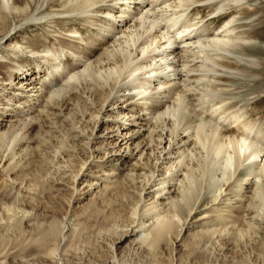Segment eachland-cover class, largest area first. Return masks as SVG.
Returning <instances> with one entry per match:
<instances>
[{
	"label": "bare ground",
	"instance_id": "bare-ground-1",
	"mask_svg": "<svg viewBox=\"0 0 264 264\" xmlns=\"http://www.w3.org/2000/svg\"><path fill=\"white\" fill-rule=\"evenodd\" d=\"M214 1L0 0V47L6 48L4 56L0 52L5 69L0 78V171L20 186L24 182V194L32 200L16 207L5 194L0 201L2 211L15 208L28 213L39 204H51L52 185L58 181L75 188L80 181L91 187L93 180H101L98 193L76 213L74 224H69L73 227L69 233H63L60 211L37 213L25 222L14 218L2 225L0 264H69L80 244L96 248L100 242L108 255L95 264H125L124 254L135 251L136 246L151 258V264H162L163 251L172 241L184 243L179 236L189 229V222L207 218V206L213 207L218 195L208 200L203 198L204 192L217 187L222 179L227 183L223 190L229 193L226 199L223 196L225 205L210 211L217 216L190 233V241L200 238L199 234L212 237L228 225H240L232 210L237 209L236 204L243 208V194L252 190V177L257 174L263 182L255 186L248 201L251 207L263 209L262 126L242 120V108H224L228 101L217 98L214 88L203 89L197 99L201 113L189 111L187 100L195 96L190 88L194 86L186 88L183 77H193L191 83L195 84L211 76L220 90H227L222 83L233 85L235 79L222 73L252 75L257 61L250 54L253 50L264 59V40L255 45L244 32L235 31L257 10L246 0H218L208 16H227L208 34L202 28L203 17L189 16L193 5ZM66 21L90 29V35L84 40L74 24L54 30ZM38 26L66 40L68 48L61 42L49 45L44 38L27 40L26 35ZM16 35L20 41L14 39ZM94 41L103 48H95ZM78 43L86 48L77 47ZM196 59L202 65L191 69L190 63ZM259 64L262 73L264 63ZM53 80L64 84V89H52ZM67 87L71 90L66 91ZM114 92H121L117 104L112 103ZM166 97L173 99L172 105H166ZM143 110L150 111L155 122L165 121V114L174 118L169 134L149 120L145 121L146 133L140 134L144 125L138 120L144 119L135 114ZM31 111L36 113L32 119L51 116L54 122L45 120L47 125L41 123L38 128L30 121L20 120L22 126L16 127L11 123L17 113ZM114 132L121 138L119 143L110 138ZM99 139L98 147L107 148L102 153L93 147ZM105 156L111 165L105 166ZM91 157L98 161H89ZM42 158H49L48 169L40 164ZM130 159L134 161L127 174L114 175L113 163ZM158 168L160 178L156 179ZM152 187L155 189L144 194ZM170 193L169 198H162ZM256 198L263 201L257 204ZM142 200L146 202L139 206ZM67 204L60 203V209L69 206V201ZM232 256L229 264L245 261L240 254ZM256 256L264 264V252L259 250ZM235 258L238 261L233 263Z\"/></svg>",
	"mask_w": 264,
	"mask_h": 264
},
{
	"label": "rangeland",
	"instance_id": "rangeland-1",
	"mask_svg": "<svg viewBox=\"0 0 264 264\" xmlns=\"http://www.w3.org/2000/svg\"><path fill=\"white\" fill-rule=\"evenodd\" d=\"M217 2H218V0L212 2L208 5H204L206 2L205 3H197V4L193 5V7H192L193 9L191 8L192 10L189 13V16L194 17V16L199 14L201 17H203L202 18L203 20L205 19L204 24H203L204 26H202V28L205 27L204 31L207 34L210 33L208 31L210 28L212 29V28H215L218 25H220L223 22L224 18L227 16V14H225V15L219 14V15L213 16V17L208 16V13L213 9V6ZM246 3L250 4L251 7L255 8L257 10L253 14V16H251V19L248 22L244 23L245 26L240 27V28L238 27L237 30H235V31L238 33L244 32L245 35L252 38L253 44L256 45L259 40H264V0H246ZM60 24L58 25L59 28L54 27V30L56 29L55 31L66 30L67 28L71 27V25L74 24L76 27H78V30L81 32L82 38L84 40L87 39L86 37L89 36L90 32H91L90 29L85 28L82 25H80L74 21H66V22L60 23ZM240 25H243V23L240 22ZM23 35L24 34H22V36ZM18 36L19 35L14 36V39L20 41L19 40L20 37H18ZM31 38L36 39L37 41L38 40L40 41V40H42V38H44L45 40H43V42L44 41H45V43L48 42L49 45L56 44L57 42H61L64 45V47H67V48L69 45V44H67L66 40H62L59 37L56 38L54 36V34L47 33L46 30L42 29L40 26L36 27L34 33H32L30 35L28 33L26 35L27 40H29V39L31 40ZM94 43H95V48H101L102 47L101 45H100L101 47L98 46L99 45L98 41H96V42L94 41ZM82 44L83 43H81V44L78 43L77 47H79V48L84 47V49H85L86 47L84 46V44L83 45ZM92 47L93 46H91V45L89 46V48H92ZM41 49H42L41 47H38L37 50H41ZM0 50H1L0 51L1 54L4 56L5 50H6L5 46L0 47ZM72 50H74V49H72ZM252 52L251 53L249 52V53L254 57L253 58L254 60H257V61H255L256 65L254 66L255 69L253 68L254 72L252 71L253 72L252 75L251 74H249L247 76L245 75L246 76L245 77L241 72H240L241 73L240 74L239 72L235 73V71L222 73L223 76L234 77L233 79H235V83L233 85H231L229 83H222L223 85L228 86L227 90H220L218 83L216 81H214L213 78H211V76H209L210 78L208 76H206L205 78H201L195 84L191 83L193 81V80H191V79H193V77L192 78L191 77H188V78L183 77L184 82L186 83V81H187V83H188V84H186V88L190 87V86H194V87H190L192 90V93H195V96L193 95L194 99L192 98L190 100H187L188 105H189V111L193 110L192 112H194L196 114L201 113V109L196 104L197 99L200 97V94L204 91L203 89L214 88V89H216V92L218 93V94H216L217 98H222V99H225L226 101H228V103L225 105L224 108H227V107L229 108L232 106H236V108H239V109L242 108L243 111L245 112L244 116L242 117V120H252L255 122V125H257V126L261 125L262 129L264 130V71L262 73L260 71H258L261 68V65L259 63H261V62L264 63V59L263 60L261 59V57H263V56H261V53H257L254 50ZM66 53L68 55V52H66ZM67 58H68L67 64H70V62H71V60L69 59L70 57H67ZM196 61H195L196 63H194V62L190 63L191 69L192 68L195 69V66L198 67L199 65H202V61L200 59H196ZM4 71H5V69L3 68V62L1 61L0 62V78L4 77V74H3ZM188 81H190V82H188ZM56 82L57 81H54V80L51 82V88L56 89V90H58V89L63 90L64 84H62V83L59 84V82H57L58 83L57 84ZM58 85H60L61 87ZM69 89L70 88L67 87L66 91ZM120 89L121 88H119V90ZM120 95H121V92H116V93L114 92L111 94V99L113 98V100H112L113 104H115V103L117 104L116 100L118 99V97ZM21 96H23V95H21ZM85 97H86V95H85ZM137 98H140V97L138 96V97H136V99ZM91 99H93V97ZM89 100H90V98H89ZM163 100L168 102V103H166V105H169V104L172 105L171 101L173 102V99L171 97H166ZM113 104H112V106H113ZM232 109H233V107H232ZM87 113L88 112H86V115H87ZM150 113H151L150 111L143 110L142 112H139V113L137 112V114H135L136 117H137V115H139L140 119L141 118L144 119V120H138V123L140 125H144L143 127H140V125H138V127H140V129H141L140 134H142V132H144V130H147V126H145V123H146L145 121L149 120L152 123V125H153V121L155 122V117H153V114L152 113L150 114ZM141 115H142V117H141ZM15 116L16 117L11 118V123H14L15 127L16 126H22L23 121H26V122L30 121V123L32 125H36L37 128H38V125H40L41 123L45 124L44 123L45 120L48 122H54L51 116H50L51 119L49 117H46L42 120H38L36 118L37 121L35 119H32V117H36V113L33 111H31L28 115L20 114V116H19V114L17 113ZM163 117H164L165 121L164 120L161 122L157 121V122H155L156 123L155 126L156 125H158V127L163 126V132L162 133L165 134V132L167 131V134H169L168 130H170L172 128V124L174 123V118H172L170 115H166V114ZM20 120H23V121L21 122ZM104 120L110 121L109 118H104ZM39 121H41V122H39ZM84 121H85V118L82 117V119H81L82 125H83V123L85 124ZM6 125H8V122ZM45 125H47V124H45ZM45 125H44V127L46 128L47 126H45ZM79 125H80V123H79ZM55 127L57 128V125H53V129ZM157 130H159V128ZM76 131H74V132H76ZM96 131H97V129H96ZM144 133H146V131ZM111 135H114V137H110L112 139V141L113 142L117 141V143H119L121 138L118 137V133L114 132ZM163 136L165 137V135H163ZM99 142H100V139L96 140L95 143L93 144V147L94 148L98 147ZM122 143H124V142H121L120 144H122ZM260 143H262V142H258V145ZM254 144H257V143H254ZM99 147L97 148V149H99L98 153H102L104 150L107 149L103 145H101ZM49 153H50V156L53 155V153H51V152H49ZM91 158L89 161H94V162L98 161V159H96L94 157H91ZM104 160H106L105 166L111 165L110 162H107L109 160V159L107 160V156L104 157ZM133 161L134 160H132V159L124 160V162L119 160L116 163H113V166H114L113 168L115 169L114 175L125 176L127 174L128 170L130 169L129 164L133 163ZM140 162H142V161H140ZM40 164L43 165L42 167L44 169H46V168L48 169V166H50L49 158H47V159L42 158L40 161ZM258 166H260V165H258ZM158 170H160V169L159 168L155 169L156 172L154 174V178H156V179L160 178L158 176L160 174V172ZM240 170H241V168L236 169L235 175L229 180L230 184L232 183L233 179L235 178V176L237 175V173ZM4 175H5V173L3 174V172L0 171V201L4 197L5 194L9 195V197L13 198L14 204L16 207L19 206L23 201H32L27 195L24 194V187H23L24 182L20 186V185H18L19 181H14V180L12 181L9 179V177H6ZM66 175H68V174H66ZM97 175H99V174H97ZM255 176L252 177V186H253L252 190L248 189V191L246 190V192H244V194H243V196H244V198H243L244 200L242 201L244 203L242 206L243 208H241V207L239 208V204H236L234 206H236L237 209L232 210V211H234L235 216L237 214L239 216L240 220L238 221V223L240 225L244 224L242 227L240 225H238V223L235 224V226L238 225V226H236L237 228L232 226V225H228L227 229L221 231V234H215L212 237H210L208 235H204V234H199L200 238L192 239V241H190L191 240L189 238V236L191 235L190 233L195 232L196 230H199V228H200L199 225L204 224L205 221L213 222L214 218L217 216V212H212L213 214H211L210 211L214 207L215 208L213 210L218 211V209L221 206L223 207L225 205L224 203H226V201L223 200V196H224V199H226L227 197H229L228 196L229 193H228V189L226 191L223 190L225 187H227V183L225 184L224 179H222L219 182L220 185L218 183L217 187L213 188L211 191L207 190L204 192L203 198H206L208 200L212 199L214 196L218 195V198H217L215 205L213 207H210L211 204H208V206H207L208 207L207 211L209 210L207 213V218L205 220H201V221H197V220L192 219V221H190L191 223L189 222V227H188L189 229H186V231L183 230L179 236L182 239L181 241L184 240V243L180 242L179 240L176 242L172 241V243L169 245V247H167L163 251L162 258H161L162 264H221V263L222 264H226V263L229 264L230 263L229 261H231V259L234 256V255L232 256V254H234V253H237V254H240L241 256H243L244 260H245L244 261L245 264H262L260 258H258L256 256V252H259V250L264 252V245L260 244V243L264 244V206H263V209H262V206L260 207V209H255L254 207H251V204L249 203V201H251V195H253L254 194L253 192L256 191V187H257L256 185L261 184V182H263V180H262L263 178L261 175L257 174ZM44 178L47 179V181L51 180L49 174H45ZM95 178L98 179V177H95ZM64 179H67V177H64ZM100 181H101L100 179L93 180L91 187H88L86 182L81 183V181H80L79 183L76 184L75 188H73V186L70 183H66L63 181L55 182L52 185V189H51L52 194L50 197L51 199L49 200V202L51 204L46 205L45 203H42V204L35 206L36 203L33 202L35 209H33V211H29L28 213L27 212H19V210L15 209V208H13L14 210L13 209L9 210L10 211L9 213L5 212L4 210H3L4 211L3 212L1 205H0V228H2L3 227L2 225H4L6 222H11L14 218H23V220L25 222L29 217H31L37 213H40V214L47 213L48 214V213H52L55 211H58V212L60 211L59 212V214H60L59 219L61 221H63L62 225H61L63 233H69L73 229V227L69 226V224L70 225L74 224V220L76 219V216H75L76 213H79L80 210H82V207L85 206L87 204V202L98 193L99 188H100ZM154 189H155V187L149 188L145 191L144 194H147V192H151ZM249 190H251L252 192H250ZM226 194H227V196L225 197ZM230 195H232V193ZM170 196H171V193L167 194V195H163L162 198L165 199V198H169ZM248 199H249V201H248ZM68 201H69L70 205L67 206L66 208H64L66 210L60 209L61 208L60 203H63L64 205H68L67 204ZM164 201H165L164 203L167 204L166 202L168 201V199L164 200ZM259 201L261 203L263 201V199L260 200V199L256 198L257 204L259 203ZM145 202L146 201L142 200L141 203L139 204V206L144 204ZM162 202H163V200H162ZM139 206H138V208H139ZM236 210H240V212H239L240 214L236 213L235 212ZM213 215H215V216H213ZM212 218H213V220H212ZM243 219H244V222H242ZM70 220H71V222H70ZM188 221H189V219L187 220V222ZM245 222H247V223H245ZM26 225H30V224L26 223ZM230 226H231V228H230ZM27 228H29V226L26 227V229ZM127 229L129 230L130 228H127ZM101 239L102 238H100V240ZM100 244H101V242H100ZM100 244H97L96 248H93L92 245L80 244L81 247H79L78 250L76 251L77 254L75 253L72 256V258L69 260V264H95V263L101 262L104 258H106L108 253L104 248H102L103 246H100ZM83 245H85L86 247H84ZM78 252H80V253H78ZM124 256H123V259L125 261V264H151V258L149 256H147V254L142 249L139 250L137 248V246H136L135 251H134V249H131V250L129 249L128 252H126L124 254ZM236 261H238V260H236V258H235L233 263H236ZM244 263H241V264H244ZM29 264H31V263H29ZM32 264H39V263L33 262Z\"/></svg>",
	"mask_w": 264,
	"mask_h": 264
}]
</instances>
